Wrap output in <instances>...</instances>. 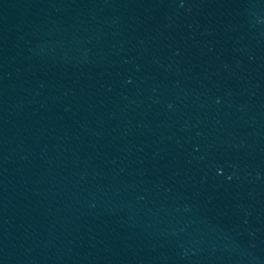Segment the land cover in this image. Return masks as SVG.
<instances>
[{
    "label": "water",
    "instance_id": "obj_1",
    "mask_svg": "<svg viewBox=\"0 0 264 264\" xmlns=\"http://www.w3.org/2000/svg\"><path fill=\"white\" fill-rule=\"evenodd\" d=\"M0 264H264V0H0Z\"/></svg>",
    "mask_w": 264,
    "mask_h": 264
}]
</instances>
